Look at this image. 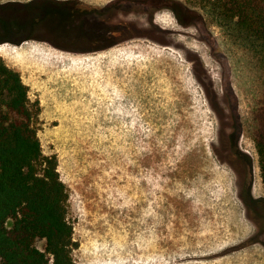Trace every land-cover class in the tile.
Returning a JSON list of instances; mask_svg holds the SVG:
<instances>
[{"label": "rangeland", "instance_id": "1", "mask_svg": "<svg viewBox=\"0 0 264 264\" xmlns=\"http://www.w3.org/2000/svg\"><path fill=\"white\" fill-rule=\"evenodd\" d=\"M158 1L116 0L92 11L94 27L81 10L67 26L61 12L31 15L19 31L44 19L55 38L89 50L0 42L28 86L43 154L57 158L73 257L264 264V220L243 188L246 179L251 198L264 200L253 121L259 59L197 0ZM180 5L190 13L178 15Z\"/></svg>", "mask_w": 264, "mask_h": 264}, {"label": "trees", "instance_id": "2", "mask_svg": "<svg viewBox=\"0 0 264 264\" xmlns=\"http://www.w3.org/2000/svg\"><path fill=\"white\" fill-rule=\"evenodd\" d=\"M197 2L259 59L253 121L264 185V0ZM28 91L0 56V264H76L69 195L56 156L43 154Z\"/></svg>", "mask_w": 264, "mask_h": 264}, {"label": "crops", "instance_id": "3", "mask_svg": "<svg viewBox=\"0 0 264 264\" xmlns=\"http://www.w3.org/2000/svg\"><path fill=\"white\" fill-rule=\"evenodd\" d=\"M114 1L116 0H107L105 2H97L96 0H1L0 42L19 45L27 40H35L36 42H45V44L56 49L68 51L89 50L93 46H71L63 42V40L67 39L65 36H61L59 39L55 38L51 35L53 34L52 32L49 33V27L46 26L43 18L42 23L32 26V31L28 34L20 36L19 31L23 29V25L28 21L31 15L38 19L39 17L46 16L48 12H61L63 17H61L59 22H63L64 26H67L64 20H67V17H71L74 18V21H77L76 15H79V10L82 11V14L83 11L85 12V24L94 27L95 24L101 22L91 17L92 11L103 13L104 9L113 5ZM41 28H45L44 33H41L43 32L40 31Z\"/></svg>", "mask_w": 264, "mask_h": 264}, {"label": "flooded vegetation", "instance_id": "4", "mask_svg": "<svg viewBox=\"0 0 264 264\" xmlns=\"http://www.w3.org/2000/svg\"><path fill=\"white\" fill-rule=\"evenodd\" d=\"M161 1V0H159ZM158 1V2H159ZM160 3V2H159ZM155 11V10H154ZM178 15H181V14H188L190 13L189 10H187V8L184 6V5H180L179 6V9H178ZM115 30H119V29H115ZM113 43L114 42H118L119 39L117 38H114L113 40H111ZM228 138H229V141L231 140L230 142V145L232 148L235 149V141H236V135L235 133L233 132L232 134L228 135ZM234 140V142H233ZM235 143V144H234ZM234 153L235 155H237L238 159L241 160V161H245V162H248L247 160V156L245 154H242L240 152H238L237 150H234ZM245 176V175H244ZM246 179H244V196L249 200V202L253 203V207L254 208H257V213H258V219H260V223L263 224V220H264V200L263 199H258V200H254L251 198V195H250V192H249V186H248V182L246 183ZM263 226V225H262Z\"/></svg>", "mask_w": 264, "mask_h": 264}, {"label": "bare ground", "instance_id": "5", "mask_svg": "<svg viewBox=\"0 0 264 264\" xmlns=\"http://www.w3.org/2000/svg\"><path fill=\"white\" fill-rule=\"evenodd\" d=\"M162 18H163V16H162ZM165 18H166V17H165ZM159 20H161V19H159ZM165 20H166V19H165ZM168 21H169V20H168ZM170 22H171V21H170ZM170 22H169V23H170ZM167 23H168V22H167ZM197 47H198V46H197Z\"/></svg>", "mask_w": 264, "mask_h": 264}]
</instances>
